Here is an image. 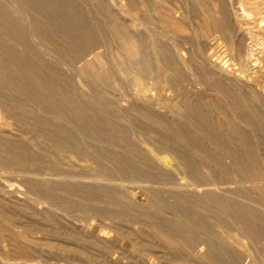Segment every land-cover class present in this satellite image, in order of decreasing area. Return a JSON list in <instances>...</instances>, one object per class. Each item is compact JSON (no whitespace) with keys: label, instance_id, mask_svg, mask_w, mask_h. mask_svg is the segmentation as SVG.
<instances>
[{"label":"rangeland","instance_id":"rangeland-1","mask_svg":"<svg viewBox=\"0 0 264 264\" xmlns=\"http://www.w3.org/2000/svg\"><path fill=\"white\" fill-rule=\"evenodd\" d=\"M67 1L56 0L58 4ZM70 1L77 9L62 12L67 30H74L84 17L100 40L107 36L87 57L93 63L88 72L110 69L111 87L95 84L82 70L84 62L73 61L74 53L82 48L79 38L52 26L55 42L48 41L30 20L26 23L35 48L9 35L7 11L15 18L30 13V6L21 0H0V57L15 65H22L20 57H25L45 78L71 94L78 92L74 99L81 103L97 98L87 114L97 115L100 123L113 120L130 136L115 143L91 138L68 117L63 124L78 133L81 142L60 148L46 137L50 132L59 136V132L25 120L13 110L10 99L2 94L16 91L0 79V142L17 149L20 156L0 166V264H264V221L249 218V225L226 216L227 228L219 221L222 214L216 216L214 205L204 197V192H214L264 214V130L242 120L241 111L233 106L243 99L249 112L264 123V0ZM33 4L39 10L36 18L45 20L42 1ZM130 42L135 46L132 55L124 46ZM61 46L69 53L60 50ZM8 47L17 53H10ZM257 58L259 64L254 66ZM26 81L33 85L30 76ZM215 82L232 92H220ZM29 107L59 122L54 113ZM185 109L201 113L199 121L213 123L225 140L237 136L234 129L251 137V150L255 149L260 163V182L253 184L235 170L219 147L210 145L204 133L186 121ZM154 114L159 120H154ZM163 124L179 125L197 138L195 149L190 148L196 158L204 159L202 148H215L210 151L216 161L208 164L219 184L197 187L199 178L178 167L155 134L156 130L165 132ZM103 132L109 133L108 128ZM123 141L131 142L145 159L133 157ZM183 145L178 143L179 148ZM229 147L243 149L232 142ZM34 150L41 159L32 158ZM109 150L126 153L142 176L121 175ZM87 151L97 154L90 159ZM98 164L112 168V176L99 173ZM201 172L207 176L210 169L204 165ZM69 183L84 186L86 191H69L63 186ZM260 192L263 200L257 199ZM195 195L202 198L201 203L190 199ZM64 199L69 202L63 204ZM86 205L100 212L93 213ZM184 208L202 216L213 233L186 226L179 240H170L167 235L176 229L167 221L181 222ZM112 211L118 215L112 216Z\"/></svg>","mask_w":264,"mask_h":264},{"label":"bare ground","instance_id":"bare-ground-1","mask_svg":"<svg viewBox=\"0 0 264 264\" xmlns=\"http://www.w3.org/2000/svg\"><path fill=\"white\" fill-rule=\"evenodd\" d=\"M21 1L30 6V8H31L29 10L30 13L29 12L26 13L24 15L25 18H22V17L15 18L12 16V14L9 11H7V16L5 15L7 18L6 32L9 33V35H12L17 41H19L20 43L24 44L27 47L35 48L32 45V39H31L32 35L30 34V30L28 28L26 20H30L32 23H34L35 24L34 26H37L39 28L38 30L42 31L45 38L51 42H55L54 41V34H53L52 30L50 29V27L54 26L58 30L62 31L64 35H67L69 37H76L77 39L79 38L83 42L84 45L83 44L81 45L82 48L80 50H78V52L74 53L76 58L73 61H75V62L83 61L84 62V65L82 66L83 71L88 72L89 70L93 69V67H92L93 63L90 62L87 59V57L89 55L93 54L96 51V49L99 48L100 45L104 43V41H106L107 36L104 34L102 37L103 41L100 40L94 34V30L91 27V25L88 23V20H86L84 17L80 18L75 23V29L74 30H67L65 28L64 20L62 18V12L66 8L71 9V10H76L77 7L73 2H71L69 0L65 4H62V2H61V4L60 3L58 4L56 2V0H41L43 3V9H41L40 11H43V14L46 15L45 20L41 21V20L37 19L35 16V15H39V10L33 8V5H34L33 1L34 0H21ZM38 2H40V1H38ZM78 11H79V9H78ZM4 28H5V26H4ZM129 37H131V36H129ZM124 38H125V36H124ZM123 45H124V43H123ZM63 46L59 47L60 50H62L64 52L65 51L68 52V50ZM124 46L127 49L126 50L127 53H129L131 55L135 53L134 52L135 46H133V44L131 42L124 45ZM8 51L10 53H17V50L13 47H8ZM133 57H134V55H133ZM20 59H21L22 65H15L10 60H8L4 57H0V79L3 81V83L10 85L16 91V92H3L2 96L10 99L11 102H9V103H11L13 110H16L15 112H17V114H19L22 118H25V120L35 121L37 123L36 125L41 124L43 126L49 127L50 131L53 130L55 132H59V136L55 135L56 137L51 135L52 132H50L49 134L46 135V137L49 138L52 142H54L58 147L65 148L71 142L75 145H80V142H81L80 141V135H78V133L74 132V130L72 131V128L70 129L68 127H65V125L63 124L64 120L70 119L68 117H71V118L73 117L74 120L77 122L76 126L79 129H81V131H83L88 137L95 138V139H107L112 143L118 142V141H120V139H123V140L128 139V137L130 135L127 132V130L120 128L119 125L117 123H115L113 120L112 121H106V123L105 122L100 123L98 120H97L98 122L96 121V118L98 117L97 115L87 114V112L89 110L88 108L92 107V105H94L97 102L96 101L97 98H93L92 100L87 99L83 103L75 100L74 95L78 92H74V94L67 92V90H65L64 87H62V85H60L59 83H57L55 81H51V80L45 78L44 76H42L38 67H36V65L34 63H31L29 60H27L23 56H21ZM258 61L259 60L257 58V63H254L255 65L254 64L253 65L256 66L257 64H259ZM58 71H60V70H58ZM88 73L91 75L92 80L95 84L103 82L107 86H110L111 79H112V72L110 69L103 70L102 72L97 71V70L96 71L93 70V72L90 71ZM26 76H30L32 78L33 85H30L26 81ZM215 84L217 85L216 87L219 88L220 92H223V93L232 92L227 87H225L224 85H221L219 82H215ZM239 98H240V96H239ZM6 100H8V99H6ZM240 100H241V98H240ZM242 101H243V99H242ZM242 101H236L233 103V106L236 108V110L238 109L241 111L240 115H241L242 120H244L245 122H247L249 124H252V126L255 128H259V129L264 130V123L257 118L258 116L256 117L254 114L249 112L250 110L247 109L246 103L244 104ZM244 101H245V99H244ZM31 105L32 106H38L39 108H41L42 110H44L46 112L54 113L57 116V118L59 119V122H56V120H55L56 123H53V122L49 121L46 117H44V115H43V117H42V115L41 116L37 115L29 107ZM190 107H192V106H190ZM90 111H91V109H90ZM200 115H201V113H199L198 111H193L190 109H185L183 111V116L185 117L186 121L193 124L195 126V128L202 131L204 133V138L207 141H209L210 145L212 143L213 145H215V147L216 146H217V148L219 147L220 151L222 152V155L223 154L226 155L231 160L232 164L235 167V170L241 172L245 177H248L250 179L251 183H253V184L259 183L260 182V180H259V171H260L259 164L260 163H259L258 155H257L255 149L251 150V146H253V142L251 141V137L245 135L243 132L236 131L234 129L233 130L234 132L233 131L232 132H233V134L237 133V136L236 137L235 136L229 137L228 140L227 139L225 140L224 137L221 136V134L217 133L216 126L213 123H208V124L201 123V121H199ZM154 120L155 121L159 120L157 114H154ZM105 127L108 128L109 133L103 132V129ZM163 127L165 128L164 133L158 132L157 130L155 131L157 138L165 145V147H168V149L170 150L172 155L178 161V167H180V169L182 171L192 173L199 178L198 181L195 183L196 186L197 187H210V186H216L217 184H219L218 182L215 181L216 179L215 180L213 179L214 178L213 177L214 176V168L210 164H208V162L210 163V161H216V158L212 155V152L215 148L214 149L212 148L213 150L210 149L212 152L207 147L202 148L201 151L204 155V159H202L199 154L198 155L200 156V158H198V156L196 158L197 154L195 153L196 155L193 156L194 153L190 152V148L194 147L193 149H195V146L197 145V138H194L189 131L183 129L179 125L175 126L172 124V126L171 125L169 126V125L163 124ZM195 131H197V130H195ZM224 136H226V135H224ZM231 142L233 144L236 143L238 146H241L243 149H240V150H238L237 148L232 149L233 148L232 144H231L232 148H230L229 144ZM178 143H184L186 145V147L183 145L184 146L183 148L182 147L179 148ZM202 143H203V141H202ZM207 143L204 142L203 144H207ZM125 144L132 151L133 157H135L138 160L145 159V156L140 152L139 149L134 148V146L131 142L127 141ZM210 145H206V146L210 147ZM16 147H18L17 144H16ZM198 147H199V149L201 148L200 145ZM160 153H164V152L162 151ZM87 154H88L90 159H93V157L97 154V152L96 151L95 152H88L87 151ZM107 154L110 157V159L113 160L114 164L118 166V168H116L115 170H117L121 175L142 176L143 172L141 171V169L138 168L134 164V161L131 160V158L128 155H125L126 153L123 155V154L116 153L113 150H109V151H107ZM19 158H20V156H19V152L17 149L12 148L11 145H9L6 142H0V166H3L4 164H7L10 161L15 162ZM32 158L34 160H38V159H41V155L40 156L37 155V152L34 150V151H32ZM24 164H26V163H24ZM100 164H102V163H100ZM204 165L210 169V173L207 176L201 172L202 166H204ZM96 168L99 171V173H101L102 175L107 176V177L112 176V168L105 167V165L103 166V165H99V164L96 166ZM159 174H160V176H164L163 172H159ZM242 174H241V176H243ZM45 176L46 175H44V177ZM40 177H42V176H40ZM46 181H44V182L46 183ZM48 181L50 182V180H48ZM262 182H263V180H262ZM63 186L66 187L69 191L83 192L85 190L84 186H74V185H71L70 183L69 184H63ZM31 187L36 189V187L34 185H31ZM91 190H94V189H91ZM262 192L259 193V196H257V199L263 200ZM83 195H85V194H83ZM204 197L207 198L208 200H210V203L212 204V206L214 205L213 211H214L215 215L217 214L216 216H218V214L219 215L222 214V216L220 215V217L219 216L218 217H219V221L224 222L223 223L224 225H226L225 224L226 221L224 220V218L226 216H231L232 218L236 217L242 223H246V224L248 223L249 225H251V223H252L249 220V218H254L256 220L264 221V214L263 213L259 212L256 209H253L251 207H248V206L240 203V201H237L234 199L227 201L223 198V196L221 197V196L215 194L214 192L213 193L212 192H204ZM190 199H192L193 202H194V200L197 202H199V200L200 201L202 200V198L200 196H196V195L191 196ZM192 200H190V201H192ZM68 202H69L68 199H64V201L62 203L67 204ZM199 203H201V202H199ZM84 208H86L87 210H89L93 213L98 214V211L100 212V210L93 209L91 206H88V205L84 206ZM210 209L212 210L213 208H210ZM183 211L185 213L184 214L185 216H184V219L182 218L183 220L181 222L173 221L174 218L172 220L167 221L172 225V227H174V229H176L174 234L167 235L170 238V240L176 241L178 238L180 239V237H178V236H182V233H184L183 230L186 226L202 227V228L208 229L210 232L213 233L214 228L212 229L211 224H209L202 216H200L199 214H197L194 211H191L188 208H184ZM107 213H109V212H107ZM104 214H106V213H104ZM110 214H112V216H117L118 212L112 211V212H110ZM107 217H108V215H107ZM178 217H179V215H178ZM249 221H250V223H249ZM255 222H257V221H255ZM246 224H244V225L242 224V225L245 226ZM256 225H260V224H256ZM227 228H228V226H227ZM253 234L255 236H259L260 232L254 231ZM253 238H254V236H253ZM181 239H182V237H181ZM189 246L193 247L194 244L190 243Z\"/></svg>","mask_w":264,"mask_h":264}]
</instances>
